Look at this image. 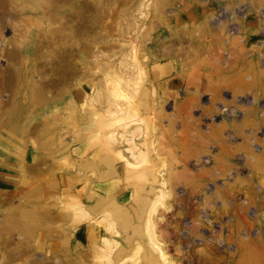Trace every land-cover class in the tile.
Here are the masks:
<instances>
[{
  "label": "bare ground",
  "instance_id": "obj_1",
  "mask_svg": "<svg viewBox=\"0 0 264 264\" xmlns=\"http://www.w3.org/2000/svg\"><path fill=\"white\" fill-rule=\"evenodd\" d=\"M214 1L221 3V6L223 4V15L219 13L221 15L219 18H216L212 6ZM239 2L241 1L151 0V3L150 1L148 3L146 0H0V144L3 143L4 132L19 126L18 136L22 143L27 145L34 142L38 150L37 157L31 158L34 162L22 166L26 167L23 171L25 169L28 171L26 173L28 175L22 172L23 178L38 174L44 179L48 177L49 181L60 171L65 175L62 179H67L65 184L74 185V188L65 185L64 188H68L66 193L68 190L70 195L75 194L77 190L75 184L78 183L76 180L82 179L84 182L80 184H83V187L81 185L80 187L83 189L79 188L78 191H85L86 194L81 193L87 197L81 202L78 199L80 203L77 205L80 192L78 197H75L76 194L70 196L71 199L66 195L69 200L64 199V201L62 197L64 205L58 208L53 199L55 200L59 192L56 186L51 185L55 178L49 181V186H45L42 180H36L35 182L38 183L32 188L34 181L27 180L31 186L28 185L29 190L24 189V191L32 195L31 203L22 201L26 194H22L21 188L22 192L19 191L23 196H20L18 204L13 203L7 212L0 213L2 215L0 264H13L14 261L23 259L24 255H28V259L21 264H117L123 256L133 253L131 248L132 250L140 248L141 245L132 246L137 244L138 233H142V224L147 227L146 230L144 228L145 231L148 229L150 231L151 238L148 237L151 242L148 244L150 243L149 247L152 246L153 251L152 254L150 253L152 256L149 254L152 259H147L150 258L147 257L148 255L144 257L147 260L145 262L144 259L145 264H163V259L171 264L172 256L168 255V250L172 240L165 237V230L160 227L155 215L153 216L157 209L153 208L147 214L145 208L150 203L153 204V201L162 199L160 197L166 194V183L170 184L173 181V174L176 172L174 169H177L179 160L167 146V139L161 136L162 127L160 125V128L157 127V123L162 120L160 116L165 118L166 110L164 112L160 110L164 109L162 100L165 95L163 96L162 91L150 83L153 81L150 77L144 79L146 70L143 72L145 68L139 63L137 55L141 53L138 47L146 43L148 34L157 26L154 22L155 17L165 23L168 15L175 18L182 17L183 14L188 17L184 27H180L176 22H170L169 28L175 39L172 38L168 43L166 41V44H162L164 55L173 58L174 63L182 62V64L186 59L185 56L188 55V59H193V62L198 56L196 46L200 42L194 36V30L202 33L204 31L205 36L210 32L211 27L215 28V31L218 28L223 31L229 30L233 20L226 17L225 9L229 10L235 7L233 4ZM197 5L202 7L198 8ZM220 11L219 9L218 12ZM199 13L202 17L200 24L197 23ZM139 14L144 18L149 17L145 30H143L145 19ZM236 18L240 19L237 14ZM32 23L33 26H29ZM242 24L239 21L237 27L233 26L240 32ZM186 34H189L187 46L184 45ZM203 35L201 34L200 37ZM202 39L204 40V37ZM206 39L208 40V37H205ZM119 42L126 43V47L116 48ZM176 43L179 46H176ZM108 46L114 50L106 51L105 47ZM127 47L130 50H126ZM165 67L166 64L164 65L166 71ZM162 103L163 108H160ZM34 110L44 112V115L35 123H20L27 113L35 112ZM158 111L163 112L164 115L159 116ZM151 112L156 115L155 119L154 115H150ZM117 117L121 118L117 120ZM123 117L131 119L122 120ZM78 120H81L80 123L84 126L90 122L87 124L88 127H92L96 132L93 135H97L95 136L97 145L91 152H86L85 144L86 151L83 150L85 153H75L79 140L82 142V138L89 134L88 131L93 132V129L90 130L87 126L82 128ZM119 120L124 123L118 124ZM91 122H95L96 127L90 126L93 125ZM73 123H78V127H81V129L77 127L79 132H75L76 129L72 126L76 125L71 126ZM69 126L74 131L72 133L71 129L69 130L71 135L75 136L67 140L65 133L68 132ZM85 128H88L87 132ZM155 130L158 131L156 134H154ZM150 133L156 135L155 138L161 137L164 141L158 138L159 141L155 139V143L152 140L155 146L150 144L151 138L150 142L145 138L150 137ZM92 138L89 140H92L93 144L95 140ZM176 143L174 142V145ZM23 145L21 152L24 150ZM25 150L20 154L26 155ZM33 151L35 150L32 149ZM163 153L175 159L170 165L166 163L169 165L168 169L174 171L173 173L161 168L163 163L169 161L165 159L169 156L164 157ZM49 154L53 155L52 163L50 161L48 163ZM63 158L66 161L64 165L59 166L58 162ZM25 159L26 157L24 161L27 162ZM21 164L24 162L19 161V165ZM181 170L179 168L177 172ZM122 171L123 173H120ZM183 172L186 170L184 169ZM117 173H120L118 176L121 175L122 178L125 175L122 182L126 179L127 183L129 182L127 186L129 184L131 186L130 191H134L132 192L134 196L129 192L131 197H134V199L130 198L131 201L123 198L124 195L111 194L112 189L115 188L110 189L108 182L109 179H114ZM142 175L147 176L148 180L144 186L137 181ZM133 177L137 182L131 181ZM64 180H62L63 184ZM111 184L115 186V183ZM139 190L141 195L136 197ZM45 194H53L50 197L52 201H45ZM58 197L57 199L60 198ZM75 201L77 206L74 204ZM157 201L158 205L161 201ZM156 203L153 205L155 206ZM84 217L90 221L88 222ZM80 218H84L88 225ZM77 221L87 225L86 231H83L84 240L77 236L80 229H76L80 224L75 226ZM49 240L47 246L51 248L46 250L47 247H44L43 242ZM40 247L44 248V252L37 255Z\"/></svg>",
  "mask_w": 264,
  "mask_h": 264
},
{
  "label": "rangeland",
  "instance_id": "obj_2",
  "mask_svg": "<svg viewBox=\"0 0 264 264\" xmlns=\"http://www.w3.org/2000/svg\"><path fill=\"white\" fill-rule=\"evenodd\" d=\"M146 1L148 3L150 1L151 3V0ZM240 1L241 2L238 4H233L235 7L229 10L225 9L227 13L224 12V14L228 19L233 20L232 24L234 23L233 25L236 27L239 25V21L242 22V30L239 32L232 24H230L232 28L229 26V30L227 29L225 31L220 28L215 31V28L211 27V33L208 32L205 36L203 35L204 31L202 33V31L195 29L194 36L198 38L197 41H200V44L198 43V46H196V55L198 56L196 57L197 60L195 58L193 62V59H188V55L185 56L186 59L183 64L182 62L174 63V60H172L173 58L164 55L165 50L162 44H166V41L168 43L172 38L175 39V36L171 34L169 28L171 23L176 22L180 27L186 25L184 22L188 17L183 14L181 15L182 17L176 16L175 18L168 15L165 19V23L157 17H155V19L152 18L157 26L153 28L151 31L152 33L150 32L148 34L146 43L142 44L144 49L147 48L142 50L141 44L138 47L140 50L139 53H141L137 55L139 63L145 68L143 72L146 70L147 74L144 75V79L150 77V79L153 80L152 82L150 81V83H153L157 89H160L163 96L165 95V98L162 97L165 99L162 100L164 101V109H160L163 112L166 110L165 115L163 112H157L159 116L160 114L164 115L165 120L160 116L162 120H160V123H157L158 125H155H157V127H159V125L162 127V131L160 132L161 136L163 139H167V146L177 157V160H179L176 167L177 169H174V171L176 170V174H173V181H171L170 184L166 183L167 192H165V195L163 194V197H160L162 199L158 200L161 202L156 200L158 202L157 205L156 201H153V204L156 203L157 206L150 203L145 208L147 214L148 211L153 208L157 209L153 216L155 215L160 227L165 230V237L172 240L168 255L172 256L173 259L170 258V261L166 258L171 264H264V0ZM216 2L217 1L212 2V6L215 10L216 18H219L221 17L219 13L223 15L222 9L224 8H222L223 4L221 6V3ZM237 5L238 7H236ZM197 6L198 8L202 7L201 5ZM218 8L221 10L220 12H218ZM239 8L244 10H240ZM238 12H241L242 15ZM235 13L240 19L236 18ZM139 16L144 18L142 14H139ZM215 16L212 17L213 20H215ZM144 19L143 30L147 29L146 22L149 20V17ZM155 20L159 23H156ZM201 20L202 17L200 14L197 23L201 22ZM235 20L238 22H235ZM29 26H33V23ZM200 32L203 35L201 37V34H199ZM188 35L189 34H186L185 38ZM149 36L153 37L150 38ZM203 37L204 40L202 39ZM205 37H208V40L206 39L207 41ZM221 37L224 38L223 41ZM177 38L178 37H176V39ZM187 38L184 39L185 46L189 43V38ZM177 43L180 44L179 41ZM177 43L176 46L178 45ZM206 44L207 46H205ZM117 45L116 48L121 49L122 47L124 48V46L126 47L127 44H120L119 42ZM105 49L108 52L114 50V48L110 46L105 47ZM125 49L130 50L128 47ZM143 51L147 54L146 56L143 54ZM150 53L152 54L150 55ZM190 61L192 63H190ZM165 64L167 65V67H165L167 68L166 71L164 69ZM163 103L160 108H163ZM34 111L35 112L27 113L26 117H23L20 123H35L44 115V112H37L38 110ZM155 114L151 112L150 115H154L153 117L155 119ZM119 118L121 117H117V120ZM124 118L125 117H123L122 120H124ZM125 119L130 120L131 118ZM16 120L17 118L14 121V125H16ZM89 121L91 120H88V122ZM161 121L163 122L161 123ZM80 122L82 121L78 120L81 127H88L89 125L87 124L90 123L84 126L82 125L83 123ZM139 122H141V120H139ZM78 123L71 124V126L76 125L72 126L75 127V132H79ZM91 123H93V125L90 124V126L96 127V125H94L95 122ZM121 123L124 122L120 121L118 124ZM154 123H156V121ZM81 127L79 129H81ZM88 128H85V130H88ZM91 128L92 127L89 129L91 130ZM70 129L72 133L74 132L72 131L73 128L70 126L67 128L68 132L65 133L67 140L74 138V134L71 135L72 133L69 131ZM19 132V126L7 130L4 132L5 134L3 133V143L0 144V150H2L5 156L7 155V160L0 161L1 214L7 212L10 205H13V203L15 205L18 204L21 199L22 189V194H26L24 189L29 190L27 186L30 185L27 180L34 181L32 186L30 185L32 188L33 185L38 183L35 182L36 180H42L45 186H49V181L55 178L56 181L53 180L54 183L51 185L57 187L59 193L56 191L55 194L58 193L60 195H58L60 198L57 196L59 199L64 197L63 200H66V195L70 197L74 194L70 195L71 193H68V190V194L65 192L66 189H68L64 188L65 185L68 187L71 186V183L65 184L67 179L66 177V180L62 179L65 175L60 171L55 173L49 181L48 177L44 179L43 176L38 174L25 176V179L23 178L24 174L28 175L26 174L28 171H26V169V172L23 171L26 167L22 166H26V163H33L35 157L38 155V150L34 142L27 143V145L29 144L28 146L24 144V142L22 143V140L18 136ZM157 132L155 130L154 134ZM88 133L89 134L84 137L85 140L82 138L83 143L79 140V145L76 144V154L85 153V147H87L86 152H91L94 150L95 145H97V137L95 138L97 135H93L96 134L94 129L92 133L91 131H88ZM154 134L150 133V137H145L148 142H150L149 139L151 138L150 140L152 143L150 144H153L155 139L159 141L158 138H161H155L156 135L154 136ZM151 136H153V138ZM91 138L95 140L93 143L94 145L91 143L92 140H89ZM163 139L161 138L162 142L164 141ZM156 141H154V143ZM174 142L177 143L174 145ZM158 143L156 144L158 145ZM23 144L28 148H25ZM22 145L24 147L22 149H26V153H24L26 155H22L24 151L21 152ZM89 145L91 147H89ZM153 145L155 146V144ZM88 147L90 149H88ZM32 149L35 150L33 151L34 153ZM20 152L22 154H20ZM50 155L51 154L48 155V163L49 161L52 163L51 159L53 155H51L52 157ZM166 156L169 155L165 154L164 157ZM16 157H19V159ZM25 157L27 162L24 161ZM33 157L34 159L32 160L31 158ZM165 159H169V163L167 161L165 162ZM165 159L163 162L169 165L175 160L171 159L170 156ZM19 161L21 163L23 161L24 164L19 165ZM65 161V158L60 159L58 165H64ZM165 164L163 163L161 168L167 170L169 168L167 166L169 165ZM165 167L167 168L165 169ZM179 168L182 170L177 172ZM184 169L186 172H183ZM168 170L172 172V170ZM22 172L24 173L23 175ZM165 172L167 173L168 171ZM120 173H123V171ZM120 173H117V175H115L116 177L114 176L115 178L111 177L115 180L109 179L108 184L110 189L114 187L115 189H112V191H116H111V194L116 193L124 195L123 198H128L131 201L130 198L134 199L129 193L131 192V186L130 184L127 186L129 182L127 183L126 179H124L126 182H122L125 175H122L123 178L119 175L120 178L118 176ZM19 175L21 178H19ZM141 177L142 178L138 177L139 179L137 178V181L141 186H144L148 182L146 179L147 176L142 175ZM133 179L131 181L137 182L134 177ZM62 180H64V184ZM76 181H78L79 184L77 182L76 184L74 183L76 186L75 189H77V193L74 190L76 194L74 195L76 197L80 192L78 195L79 197L77 196V202L78 199L81 202L87 198L86 195H84L86 194L84 193L85 191H78L80 190L79 188H81L80 185L83 187V184L80 183L84 181L82 179ZM120 182H122V184H120ZM111 183H113V185L115 183V186H112ZM123 183H126V185ZM21 185L24 188L21 187ZM72 186L74 188V185ZM119 189L120 191H118ZM139 192L140 190L137 192L136 197L141 195V192ZM29 194H26L25 199L22 200L28 202V204L31 203V199L33 198L32 195ZM133 194L134 193H132V195ZM45 196V201H52L50 197H52L53 194H45ZM57 197L55 200L53 199V201H56V206L61 208L65 200H59ZM77 202L74 204L76 205ZM80 202H78L77 205H79ZM1 214L0 217H2ZM84 218H80V220L85 223L87 218L86 220H84ZM0 221L2 220L0 219ZM82 222L77 221L75 226H78L77 224L80 223V227L78 226L76 228H80L77 236L79 239L84 240L83 231H86L88 223L86 222L85 224L87 225H85ZM166 227H168V230H166ZM144 228L146 230L147 227L142 224V233H138L139 239L137 238V244L131 245L132 247L141 245L140 248H134L135 250L131 248L130 250L133 251V253L131 254L129 250L130 253L126 256L121 254L123 259L121 258V261L117 262V264H124L126 262V264H136L137 262V264L140 262L145 264L147 255V257H150L147 259L153 258L151 257L153 253L151 250L152 246L150 248V243L148 244V242H151V234L149 229L145 231ZM49 243L50 240L43 242L44 247H47L46 250H50L51 248V246H47ZM43 250L44 248L42 247L38 248L37 255L44 252ZM27 256L28 255H24L23 259H18L14 261L13 264H21L27 261ZM160 259L162 260V258ZM163 261L165 262V260H162L164 264ZM166 263L169 264V262H165V264Z\"/></svg>",
  "mask_w": 264,
  "mask_h": 264
},
{
  "label": "crops",
  "instance_id": "obj_3",
  "mask_svg": "<svg viewBox=\"0 0 264 264\" xmlns=\"http://www.w3.org/2000/svg\"><path fill=\"white\" fill-rule=\"evenodd\" d=\"M7 160V155L5 156L4 153H2V150H0V161H5Z\"/></svg>",
  "mask_w": 264,
  "mask_h": 264
}]
</instances>
